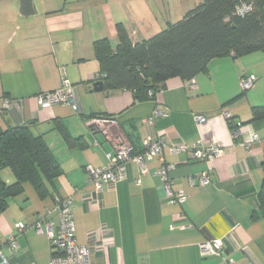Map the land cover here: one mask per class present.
I'll list each match as a JSON object with an SVG mask.
<instances>
[{
	"label": "crops",
	"instance_id": "obj_1",
	"mask_svg": "<svg viewBox=\"0 0 264 264\" xmlns=\"http://www.w3.org/2000/svg\"><path fill=\"white\" fill-rule=\"evenodd\" d=\"M17 2L0 0V101H10L7 109L0 105V130L29 126L45 140L60 173L44 180L42 195L32 183L23 184V191L0 213V241L7 239L15 222L31 225L47 210V219L56 226L58 214L52 211L56 194L71 197L75 239L90 247L91 264H228L226 255L234 264H264V219L251 217L263 177L264 118L250 121L252 107L264 105V49L212 58L193 77L195 89L171 77L153 99L135 101L128 89L92 88V78L100 70L93 42L107 38L114 48L118 23L133 43L147 39L181 19L183 4L177 6L180 16L176 18L167 3L155 11L141 6L148 13L133 11L131 2L114 7L115 11L103 4V14L93 16L47 5L41 8L35 0L38 13L21 16ZM243 74L255 77L254 86L229 102L241 93ZM63 79L77 85L78 113L66 102L46 108L36 103L37 93L57 89ZM155 111L160 113L149 124ZM224 111L231 113L230 122ZM196 114L206 119L199 123ZM92 117L103 120L89 123ZM233 129L239 132L236 138ZM253 132L258 140L247 149L243 144ZM66 133L79 140L68 141ZM158 137L168 144L213 142L223 153L206 161L194 160L189 152L163 150L164 160L173 164L169 177L187 196L182 205L166 199L155 173L160 166L157 157L145 161L142 173L131 161L126 177L104 188L99 207L88 201L93 188L86 165L105 166L107 154L114 152L118 142L127 141L137 153L144 139ZM201 172H208L211 182L191 185L188 177ZM1 174L7 181L14 180L9 168ZM180 211L184 219L173 218ZM221 237L222 255L200 254L199 243ZM104 242L107 246L101 249ZM17 243L15 249L7 245L1 249L10 264H49L53 249L45 234L29 227Z\"/></svg>",
	"mask_w": 264,
	"mask_h": 264
},
{
	"label": "trees",
	"instance_id": "obj_2",
	"mask_svg": "<svg viewBox=\"0 0 264 264\" xmlns=\"http://www.w3.org/2000/svg\"><path fill=\"white\" fill-rule=\"evenodd\" d=\"M241 4L250 5L242 15L236 13ZM116 29L118 42L114 48L107 38L93 42L98 72L104 75L102 90L128 89L135 101H146L154 97L149 91H158L167 79L189 80L205 70L212 58L239 57L264 49V0H202L178 21L134 43L121 23L116 24ZM244 92L241 89L229 102ZM262 118L264 105L252 107L250 121ZM65 137L72 143L79 140L68 133ZM260 165L263 177L252 219H264V154ZM5 168L11 170L13 181L2 177ZM59 173L45 140L34 135L29 126L0 130V213L12 197L23 191L25 182L32 183L42 195L46 191L44 180H53Z\"/></svg>",
	"mask_w": 264,
	"mask_h": 264
},
{
	"label": "built area",
	"instance_id": "obj_3",
	"mask_svg": "<svg viewBox=\"0 0 264 264\" xmlns=\"http://www.w3.org/2000/svg\"><path fill=\"white\" fill-rule=\"evenodd\" d=\"M250 9V5L241 4L236 7L237 14H243ZM104 75L100 72L95 73L92 82L102 80ZM255 77L250 74H243L239 80V86L243 91H247L254 86ZM188 89L197 88V84L193 78L185 82ZM160 90V89H159ZM158 90V91H159ZM149 91L151 96H155L158 92ZM36 103L42 107H50L54 104L66 102L71 109L78 113L80 112L77 85L70 83L67 79H63L60 87L51 91L39 92L35 95ZM2 109L9 108L10 101L2 99L0 101ZM160 111H155L151 118L147 121L152 123V117L159 114ZM224 117L230 121L232 115L228 111H224ZM195 120L199 123L203 122L206 117L202 114H196ZM103 119L100 117H92L88 120L89 123L98 124ZM234 138L239 136L237 130H232ZM258 140L256 133H251L250 137L245 140V147L249 149L251 143ZM143 149L141 152L134 153L133 147L127 141H121L115 144L114 152L107 154V164L105 166L93 167L86 165L85 169L88 175V183L92 185L93 193L89 196L88 201L93 206L99 207L101 204V194L105 187H114L118 181L126 177L127 166L131 161H134L140 172L146 171L145 161L154 157L158 158L160 166L155 172L161 182L165 192V197L171 204L182 205L187 196L184 191L174 186L172 178L169 177L168 172L173 167V164L167 163L163 157V150L168 148L171 153L189 152L194 160L214 161L223 153V149L210 142L207 145L199 142L187 145L186 143L168 144L163 138L144 139ZM188 181L191 185L203 186L211 182V177L208 172H201L196 176H189ZM136 183H140V179H135ZM52 211L58 214V224L55 226L52 220H48L46 214L38 215L31 225H26L23 222H15L13 230L8 235L7 239L0 241V264H10L8 258L3 254L2 247L7 245L10 249H15L18 245L17 238L27 228L32 227L36 233L45 234L48 237L53 253L49 264H91V249L87 244H79L75 239V226L72 215V200L70 196L61 197L59 195L53 196ZM175 219H184V214L180 211L173 215ZM187 226H190L187 225ZM181 227H186L181 225ZM233 229V228H232ZM106 242L100 244L101 249H105ZM199 250L202 256L205 255H222L223 251V237L209 238L199 243ZM228 264H234L233 260L228 255L223 256Z\"/></svg>",
	"mask_w": 264,
	"mask_h": 264
},
{
	"label": "rangeland",
	"instance_id": "obj_4",
	"mask_svg": "<svg viewBox=\"0 0 264 264\" xmlns=\"http://www.w3.org/2000/svg\"><path fill=\"white\" fill-rule=\"evenodd\" d=\"M132 3L131 6L135 7L133 11L138 12H145L148 13L146 10L155 11L157 10L158 6H163V4L167 3L169 9L171 10L170 13L174 14L176 18H179L176 15L177 6L183 4L184 13L187 12L189 9H192L196 5H198L202 0H37L39 6L47 5L48 8H65L68 10H78L84 13V15H95L103 14L104 9L100 6L103 4H107L111 6L112 10L115 11V8L118 6H123L125 3ZM146 5V10L143 11L141 6ZM130 6L131 10L133 9ZM115 7V8H114ZM163 13V12H162ZM181 15V18L183 16ZM173 20H176L173 17Z\"/></svg>",
	"mask_w": 264,
	"mask_h": 264
},
{
	"label": "water",
	"instance_id": "obj_5",
	"mask_svg": "<svg viewBox=\"0 0 264 264\" xmlns=\"http://www.w3.org/2000/svg\"><path fill=\"white\" fill-rule=\"evenodd\" d=\"M17 5L18 13L21 16H30L38 13L35 0H18ZM92 88L96 91H101L103 88V82L101 80L95 81L92 84Z\"/></svg>",
	"mask_w": 264,
	"mask_h": 264
}]
</instances>
